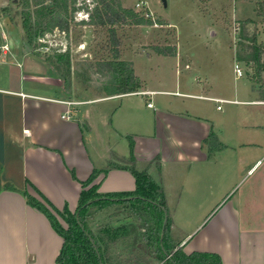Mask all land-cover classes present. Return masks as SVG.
<instances>
[{
  "label": "crops",
  "instance_id": "crops-1",
  "mask_svg": "<svg viewBox=\"0 0 264 264\" xmlns=\"http://www.w3.org/2000/svg\"><path fill=\"white\" fill-rule=\"evenodd\" d=\"M261 41L264 46L262 36ZM261 49L260 83L250 78L249 90L241 91L249 98L243 101L215 94L213 80L207 75H195L196 85H183L181 76L191 69V63L180 61L184 51L180 44L175 53L150 58L171 61L176 78L168 88L151 87L133 62L134 74L142 82L138 91L82 99L65 95L61 80L41 57L28 52L1 57L0 264H57L63 244L42 212L30 206L21 193L2 185L10 184L40 199L34 186L56 209L67 206L71 212L78 206L80 192L91 185H96L97 193L132 192L136 188L132 173L108 167L109 163L125 164L123 160L130 156L129 138L138 166L150 163L148 173L163 188L172 231L178 221L176 210L200 211L193 215V231L177 241L186 254L216 253L223 264H264V251L256 253V243L260 246L264 237V170L248 196L212 216L204 230L202 226L232 190L226 193L223 176L219 177L217 163L226 158L222 153L241 150L245 157L250 156L248 160L254 163L244 177L263 163L264 47ZM192 98L250 104L258 114L245 121L229 109L219 118L209 119ZM243 131L248 138L241 140ZM210 133L216 138L212 143ZM243 160H236L237 168ZM211 165L217 167L215 176ZM93 172V180L84 187ZM246 229L251 249L242 255Z\"/></svg>",
  "mask_w": 264,
  "mask_h": 264
},
{
  "label": "rangeland",
  "instance_id": "rangeland-1",
  "mask_svg": "<svg viewBox=\"0 0 264 264\" xmlns=\"http://www.w3.org/2000/svg\"><path fill=\"white\" fill-rule=\"evenodd\" d=\"M101 2L110 3L124 21L117 25L101 24L104 18ZM165 3L163 0H0V58L12 53H32L47 62L53 76L61 80L66 96L82 99L108 95L113 91L112 75L102 63L113 56L110 29L114 28L121 60L134 62L138 75L151 87L168 88L175 83L171 61L150 58L172 50L175 53L180 44L184 50L180 61L191 63V69L181 76L185 78L183 85H196L195 75H207L213 80L215 94L241 101L248 99L241 91L249 90L250 78L260 83L255 59L257 49L262 52L264 47L261 41V36L264 40V19L258 16L257 21L251 20L257 16L255 2L165 0ZM24 20L30 24V33L24 30ZM137 20L141 23L136 24ZM235 61L240 62L244 72L240 78L233 72ZM235 90L238 91L236 95ZM191 100L205 109L209 119H217L229 109L245 121L251 120L250 115L258 114L250 104ZM218 105L223 110H217ZM261 123L264 135V120ZM239 137L241 140L248 138L247 132H241ZM222 154L226 158L217 163L219 177L223 176V190L226 193L232 190L225 198L227 203L219 205L203 223V230L210 218L223 212L235 200L240 202L241 196H248L250 186L264 170L263 159L255 172L244 177L254 163L248 160L250 156L245 157L241 150ZM242 157L244 163L240 170L236 160ZM209 167L215 176L217 167ZM90 212L92 215L87 223L101 243L104 264H167V257L159 259L149 244L148 237L154 227L153 209L123 203L102 210L92 208ZM175 213L178 221L175 231L170 227L169 237L177 244L193 231V215L200 211L176 210ZM60 221L67 226L61 218ZM243 235L242 255H248L251 249L248 229ZM260 240V246L256 243V253L264 251V237Z\"/></svg>",
  "mask_w": 264,
  "mask_h": 264
},
{
  "label": "trees",
  "instance_id": "trees-1",
  "mask_svg": "<svg viewBox=\"0 0 264 264\" xmlns=\"http://www.w3.org/2000/svg\"><path fill=\"white\" fill-rule=\"evenodd\" d=\"M256 5V15L264 19V0H251ZM102 3L104 9V18L100 20L101 24L117 25L124 21L121 15L114 10L110 3ZM96 11L99 8L95 9ZM126 12L131 11L127 10ZM134 15V14H133ZM94 14H91L93 18ZM136 16V15H134ZM141 20H137L136 24H140ZM57 25V24H56ZM23 27L26 33H30V24L24 20ZM112 36V58L102 63L103 67L112 75L111 83L113 91L110 94H124L136 92L141 87L142 82L134 74L132 64L121 60L119 52V42L115 39L114 28L110 29ZM261 51L257 49L256 62L257 79H260L262 65L260 63ZM216 138L213 133L209 135L211 143ZM130 142V156L123 160L125 164L109 163L108 167L126 169L132 173L135 178L136 188L132 192H114V193H97L96 185H91L87 189L80 192L78 206L74 212L68 210L65 206L62 210L56 209L47 198L40 193L37 188L32 186L39 195L40 199L30 195L25 191H21L10 184L2 185L3 189L21 193L27 203L42 212L50 222L54 231L63 239L62 248L56 257L57 264H104L101 243L95 233L89 228L87 220L90 218L91 209L102 210L118 204L146 205L155 211L154 227L152 234L148 240L158 258L166 259L167 264H223L221 258L216 253L193 251L186 254L178 244L169 237V229L171 219L165 206L164 191L160 183L148 173L150 163H142L143 168L138 169V162L132 154V140ZM211 150L209 154H211ZM156 168L159 171V164L156 162ZM94 178V172L88 180L83 183L84 187L89 185ZM135 210V207H132ZM59 216L65 223L66 227L57 218ZM166 216V223L163 226V220ZM163 229V236L161 232ZM99 255V256H98ZM169 255V257H168Z\"/></svg>",
  "mask_w": 264,
  "mask_h": 264
},
{
  "label": "built area",
  "instance_id": "built-area-1",
  "mask_svg": "<svg viewBox=\"0 0 264 264\" xmlns=\"http://www.w3.org/2000/svg\"><path fill=\"white\" fill-rule=\"evenodd\" d=\"M186 67H188V66H186ZM233 70H234V73H235L236 77H238V78L244 75V72H243V70L241 68V65H240V63L238 61H235L234 66H233ZM211 99L214 102L219 103V104H223L225 102H229V100H225V99H218V98H211ZM147 105L150 106L151 103H148ZM216 108L220 109L221 107L218 105Z\"/></svg>",
  "mask_w": 264,
  "mask_h": 264
},
{
  "label": "water",
  "instance_id": "water-1",
  "mask_svg": "<svg viewBox=\"0 0 264 264\" xmlns=\"http://www.w3.org/2000/svg\"><path fill=\"white\" fill-rule=\"evenodd\" d=\"M163 3H164V5H166V3H165V0H163ZM166 216L164 217V220H163V226L165 225V223H166ZM162 236H163V229H162V232H161V238L160 239H162ZM99 256V255H98ZM168 257H169V255H168ZM100 264H102V263H100Z\"/></svg>",
  "mask_w": 264,
  "mask_h": 264
}]
</instances>
